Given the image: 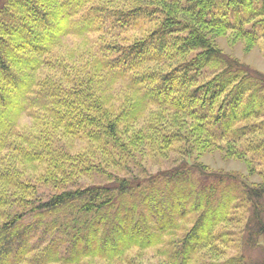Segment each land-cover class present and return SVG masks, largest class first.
Segmentation results:
<instances>
[{"label": "trees", "instance_id": "obj_1", "mask_svg": "<svg viewBox=\"0 0 264 264\" xmlns=\"http://www.w3.org/2000/svg\"><path fill=\"white\" fill-rule=\"evenodd\" d=\"M147 4L117 10L112 0H0V264L114 261L150 249L159 264H247L227 256L226 229L240 220V199L254 210L244 243L264 232V178L257 185L216 179L195 160L213 149L249 167L264 157V128L252 121L264 111V75L216 43L232 30V43L255 47L264 36V0ZM154 16L141 38L115 40ZM108 31L112 42L87 48L88 37ZM69 39L74 47L64 51ZM207 68H216L214 76L200 82ZM120 82L125 102L115 92ZM149 106L159 117L171 110L177 123L172 133L150 123L160 155L184 142L182 160L155 174L131 168L139 144L151 139L146 130L126 139L122 130ZM24 117L31 126L20 131ZM95 176L104 182L81 183ZM40 184L56 191L43 197Z\"/></svg>", "mask_w": 264, "mask_h": 264}, {"label": "rangeland", "instance_id": "obj_2", "mask_svg": "<svg viewBox=\"0 0 264 264\" xmlns=\"http://www.w3.org/2000/svg\"><path fill=\"white\" fill-rule=\"evenodd\" d=\"M151 0H112V4L115 9L122 10V7H129L134 3L147 5ZM156 17L147 18L145 20L141 19L139 22H142V25H145L144 28L140 26H132L131 28L127 27L126 29L120 32L121 36L115 38L120 42H129V39L135 40L137 38H141L143 33L146 32L149 27L155 23ZM248 29H253L252 26H247ZM107 36L99 37V35H93L88 37L89 45L87 48H99L100 43L112 42L113 38H110L108 35L112 31H108ZM233 31L230 30L227 32L225 36L219 37L216 40L218 48L223 52L224 56L228 58H233L238 60L241 64L253 69L262 75H264V36L262 35L257 42V45L250 50H246L245 43L243 41L232 43L233 40ZM77 44H80L81 40L77 41ZM74 43L72 39L66 41V45L64 47V51L68 50V48H73ZM76 65H80L81 61L75 58L72 60ZM216 68H207L204 71V74L200 78V82H204L208 79H211L214 76V72ZM115 92L120 93V102L126 101V93L127 90L123 83H118L116 85ZM125 98V99H122ZM158 109L156 107L149 106V109L146 111L145 115L139 119L136 123L124 125L122 130L125 132L128 131L127 134L123 136L124 139L130 137L134 132L140 130H146V134L151 137L149 141H143L139 144L138 149L136 151L137 166L134 164L131 166L132 170L135 171H143L149 173H157L160 170H166L182 160L178 153L179 146L184 147V142L182 139L178 140V143L173 145V148L166 152V154L160 155L158 151V144H163L162 141L157 137L153 136V130L149 127L151 122L161 123V129L166 132H175L176 128L171 126L172 121V111L166 109H160V117L157 114ZM262 116H258L256 119L252 121L256 123L255 125L262 130L264 128V111L261 113ZM162 121V122H161ZM177 124L176 122H174ZM31 126V121L28 117H24L20 121L19 129L20 131H24L29 129ZM263 133V131H262ZM261 136V135H257ZM256 138V135H252L250 139ZM78 145H86L84 142H77ZM243 144V143H242ZM241 144V145H242ZM188 145V144H187ZM239 146V144H238ZM241 147V146H239ZM242 148V147H241ZM141 153V155L139 154ZM99 156V155H97ZM197 163L203 165L208 172H212V176L216 179L219 176H230L233 178V182L236 181V178L243 179L248 183H252L254 185L260 184L264 178V157H253V161L251 162V167L246 165L243 161L227 158L224 156V152L220 149L205 151L202 155H200L196 160ZM139 164L143 166V168L138 169ZM248 166V167H247ZM136 168V169H134ZM249 168V169H248ZM252 168V171L251 169ZM250 170V171H249ZM251 172V173H250ZM135 173V172H134ZM104 179L99 176H95L93 178L85 177L82 179L81 183L83 185L92 184V183H103ZM231 184V182H228ZM223 185V184H222ZM233 186V185H232ZM56 190L51 187H45L43 185H39V194L43 197H48ZM239 205H235V209L239 214V221L237 224L228 225L227 229L230 234V243L228 244V248L226 249L227 256H240L247 264H264V232L255 237L254 242L244 243L242 238L245 236L246 232H248V228L251 227L250 221H248V216H252L253 214V205L251 202L241 201L238 199ZM259 207L262 210V221L264 223V200L259 199ZM243 216L245 218H243ZM248 225V227H247ZM222 228V227H221ZM224 229V228H223ZM245 229V231H244ZM232 233V234H231ZM249 237V235H248ZM127 258L129 259L127 261ZM160 257L156 253L155 249H150L145 251L144 253H138L137 250H131L126 253L124 257L120 260L114 261H106L99 258H87L81 261L78 264H159Z\"/></svg>", "mask_w": 264, "mask_h": 264}]
</instances>
